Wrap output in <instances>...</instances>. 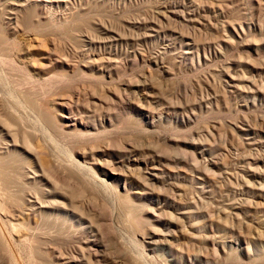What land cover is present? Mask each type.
<instances>
[{"label":"rangeland","instance_id":"374dc122","mask_svg":"<svg viewBox=\"0 0 264 264\" xmlns=\"http://www.w3.org/2000/svg\"><path fill=\"white\" fill-rule=\"evenodd\" d=\"M196 1L193 0L197 5L203 3L201 7L204 10L201 8V10L193 12L191 10L192 7L194 8L193 4H191L192 0H84V9L80 10V13L77 11L72 13V16L75 14L72 17V22L75 23V26L69 25V28H60L59 32L53 31L46 38L48 41L51 39V41L55 40L53 42L56 44L59 42L56 46L58 54L65 57L69 56L68 58L72 62L79 61L80 57V60L87 59L88 53L94 50V48H98L99 52L101 51L100 56L103 54L108 57L112 54H114L112 56L118 54V60L121 59L120 61L122 62L129 60L130 65L127 64L123 72L118 75L114 74L115 81L113 80V84L120 85L121 87H124V84L128 81L135 82L143 79V74H146L148 87L151 90V96L146 106L148 105L147 108H150L154 112L156 111V113L163 112L164 118L159 119L157 117L154 126H149L148 131H146L142 126L140 128V125H137L138 122L146 120L144 113L142 115L143 109L141 107L144 99H142V102H137V99L140 98L139 94L132 93V100L136 101V103L128 104L126 109L119 107V109L116 107L114 109L111 102L104 99L105 103H107H104L103 111L113 114L117 112L120 114L118 119L121 118L115 121L116 126L107 127L113 130L111 131L113 133H110L108 136L115 141V147L117 144L119 145H117V148L122 147L124 149V146H127L126 143H131V145L133 144V146L139 149L137 156L132 159L133 162L144 163L145 159L139 155V152L142 151L143 153L145 152L144 155H147L145 156L146 158L151 156L152 153L158 152L159 155L161 153L162 155L160 156L164 158L162 162L165 165H163L165 174L157 182L158 187L154 190L150 189L149 194L156 195L160 193L162 197H167V202H164L167 212L181 211L180 209L186 206L188 209H182L183 211H188L190 208L192 211L195 209L193 212L196 211L195 213L200 216L197 219V221L199 220L197 229L200 232L196 231L198 234L194 232L198 238H181L180 241H174L172 247L169 243H161L155 249V253L149 252V256L153 258V262L168 264L167 260L173 257L176 250L183 248L184 250L186 249L184 253L187 254L190 251L192 260H197L199 264H264V257H260V259H248L240 257V255L230 250L225 254L220 247V253L216 255L213 252L212 244L213 238L216 237L220 241L226 240L227 243L235 245L238 242H245L251 244L252 248L255 249L264 245V224H261V219H264V3L260 4L264 0H256V2L255 0H233L234 2L232 0ZM57 2L60 1L53 0L49 2L52 4V17H55L59 11L61 13L59 12L58 15H68L72 12L68 9L64 10V7H62L63 1L60 2L62 4ZM5 15L6 13L3 16ZM241 23H243L246 30V36L249 35L236 42H229L231 41V27L233 25L240 26ZM252 24L257 25V27L252 26ZM71 26L73 30L76 29V33L73 31L74 35L71 31ZM79 35L80 37H78ZM113 38L122 39L123 46H121V43L112 45ZM80 39L82 40L81 44ZM92 41H96V43H101L102 45L100 47L92 46L90 44ZM116 46H118L117 49ZM125 51H137L143 57L135 59L133 53L130 54L131 56H127ZM3 52L7 53L8 51L5 49ZM73 53H76V55ZM4 55L8 57L6 54ZM4 55L2 56L4 57ZM73 56L76 57L73 59ZM158 56L163 60L160 59V66L148 62L150 58ZM128 57L130 58L128 59ZM7 68L8 66L5 68L6 71L8 70L6 74L11 76L9 80L10 82L13 81L12 87H18V91L19 89L24 90L26 85L20 80L21 78L17 74L19 72H14L16 70L9 71ZM102 70L107 80H110L108 69ZM229 73L237 77L240 83L238 85L241 86L239 92H231L232 88L228 83ZM148 74L150 76H147ZM243 76H246V78ZM74 80V82L78 81L77 78ZM80 81L83 82L82 80ZM84 81L87 83H103L102 80L95 78H88ZM140 87L142 88V85ZM60 90L58 89L57 92H60ZM235 94L237 95L235 96ZM53 96V94H46L43 97L42 103H46ZM92 107L94 108V106L90 107L91 111L94 110ZM127 118H132L135 122ZM88 123L90 125L93 124L91 120ZM28 128L31 129L30 127ZM243 128L247 130L250 128L248 130L250 136L245 133ZM37 132L39 135L42 134L40 130ZM105 135L101 134L102 137H96L97 142L99 141L98 143L106 145ZM59 137L65 140H61ZM246 137L249 138L247 139ZM186 140L190 142H192L191 140L199 141L201 147L205 146L209 150L208 152H211V156L218 159L221 168L219 170H215V168L211 170L205 169V164H203L204 159L195 154L191 143ZM57 142L60 145H64L63 143H65V147L68 144V140L66 141V138L60 135L57 138ZM209 142L211 144H208ZM247 142H250L252 145L250 143L247 144ZM87 143L85 144L91 146L92 141ZM158 153L151 157H156ZM195 156L198 160L203 161L197 163L194 158ZM151 157L149 159H152ZM253 157H257V160L259 159L260 161L257 164L251 165L256 160ZM120 160L128 161L124 157L120 158ZM173 160H176V163ZM227 161L230 162L228 163ZM253 165L255 167L259 166L261 170L262 175L259 178L253 179L247 174V170L249 169L247 167H253ZM181 173L183 176L193 173L192 175L200 177L199 181H204H202L203 183H199L198 179H182L183 176L180 177ZM205 175L210 179H207ZM67 176L68 178L70 177L66 174ZM177 178L181 180L178 181ZM242 178L244 179L242 180ZM180 182L182 191L176 190L173 186L174 183L180 184ZM203 184L205 189L200 188ZM241 184L245 185L242 186ZM82 185V183H79V189L77 190L82 192V194L80 192H73L74 195L73 197L72 195L70 196L71 202L68 203V208H70L74 216H86L84 217V219L87 218L85 226H87L86 223L88 224L86 234L91 240L96 239L100 245V249L98 248L100 264H134V260H132L133 256H131V253L126 249L127 246L123 243L124 239L127 241L129 236V232L127 231L129 228V225H127L129 223L127 214H121L118 211L112 212L111 202H109L110 200L106 196L103 194L101 196L99 192L90 190L84 185L83 188ZM184 187L185 190H189L188 194H185ZM171 198H175V200L179 199L180 201L176 200L178 201L176 203H179V205L173 204L174 201ZM149 200L148 198H144L137 200V203L139 204L140 202V205H144L145 208L157 207L152 202H149ZM233 206H235L234 209ZM93 207L99 209L102 214L101 217L98 214H94ZM179 207L180 209H178ZM132 221L134 222L135 219ZM88 222L92 224L91 227H89L90 223ZM67 230L69 229L67 228ZM189 230L193 231L192 229ZM63 232L66 237H62V234H56V238L58 237L60 240L57 239L56 243L50 241L48 243L50 249L56 248L58 251L61 248L64 261L72 254L71 251L73 250V255L78 257V261L80 260L81 264H86V258L81 257V255L78 256L82 254L81 248L85 247V244L82 245L83 238L80 236L81 239L78 234H75L77 237H73L72 230V233L69 234L65 231ZM236 238H238V242H236ZM79 240H81V243ZM3 245H0V264L36 263L25 258V254H22L19 250L16 253H12L8 245ZM46 247L48 248V245ZM65 255L68 256L65 257ZM54 262H51V264L59 263L57 261Z\"/></svg>","mask_w":264,"mask_h":264},{"label":"bare ground","instance_id":"6f19581e","mask_svg":"<svg viewBox=\"0 0 264 264\" xmlns=\"http://www.w3.org/2000/svg\"><path fill=\"white\" fill-rule=\"evenodd\" d=\"M52 1L53 0H0V245H8L12 253H16L17 250H19L22 254H25V258L30 261H35L37 264H51V262L53 263L54 261L59 262L58 264H81V261H78L77 259L78 257L73 255V250L71 251L72 254L68 253L70 256L64 261L65 259L61 248L58 251L56 248L50 249L48 244L50 241L52 243L57 242L56 240L58 237L56 238V234H62V237H66V235L64 236L65 233L63 231L69 234L72 233V230V236L77 237L76 235L78 234L79 237L81 236L83 239L80 238L84 240L82 241V245L85 244V247L81 248L82 252L80 251L82 254H79L78 256L81 255V257L86 258V264H100V254L98 252L100 245L97 243L96 239L91 240L86 234V228L88 226L87 223V226H85L87 218L84 219V217L86 216H74L73 213H71L70 208H68V203L71 202L70 196L72 195L73 197V192H80L77 191L80 186H78V184L82 183L90 190L99 192L101 196H106L110 200L109 202H111V208L113 209L112 212L118 211L121 212V214H127L126 216H128L127 220L129 222L127 225H129L130 229L128 228L127 230L129 232L128 239L127 241L124 239L123 243H125L127 246V248L126 246L125 248L128 249L131 256H133L132 260H134V264H157L153 262V258L149 256V252H154L163 242L169 243L172 247L173 242L180 241L181 238H198L196 235L198 232L196 231L200 232V230L197 229L199 223V220L197 221V219H199L200 216L195 213L196 211L193 212L195 209L192 211L190 208V211H183L182 209H188L186 206H183L182 209L179 207L178 209L181 211L167 212L164 204V202H167V197H162L160 193L156 195L149 194V190L156 189L158 187L157 182L164 177L165 168L163 169L164 164L162 162L164 158L160 156L162 155L161 153L159 155L158 152H155L154 154L158 153V155L152 158L154 155L152 153V155L150 154L152 157L149 156L152 159H149V157H145L147 155H144L145 152L143 153L142 151L139 152V155L143 157L145 161L143 164H140L132 161L133 157H136L138 154L139 149H137L136 146L125 142L127 146H124V149H122V147L117 148L118 144L115 147V141L108 136L110 133H113L111 132L113 130L107 127L116 126L115 121H118L121 118L118 119L120 114L117 112L115 113L113 111V114L103 111V105L105 103L104 99L109 100L114 109L115 107L126 109L128 104L136 103V101L132 100V93L139 94L138 96L140 98L137 99V102H142V99H144L141 107L143 109L142 115L144 113L146 120L144 119V122H138L137 125H140V128L143 127L146 131H148L147 129L149 126H154L157 117L159 119L164 118L163 112L156 113V111L154 112L150 108H147L148 105L146 106L150 99L149 97L151 96V90L148 87L146 74H143V79H139L141 78L139 76V80L135 79L137 80L135 82H126L124 87L113 84L115 81L114 74L118 75L123 72L126 69L127 64L130 63L129 60H125L124 62L120 61L121 59L118 60V54L115 56H112L114 55L112 54L108 57L103 54L100 56L101 51L99 52L98 48H94V50L91 49V52H87V59L80 60V57L77 62H72L71 59L68 58L69 56L65 57L63 55V57L58 54L56 46L59 42L56 44L53 42L55 40L51 41L52 39L48 41L46 37L53 31L59 32L58 30H60V28L74 25L75 23L72 22V17L75 14L72 16V13L84 9V0H58L64 2L62 5L64 10L68 9L72 12H69L70 14L68 15H58L59 11L55 17L51 16L52 4L49 2ZM261 3L264 2H260V4ZM191 4L194 6V8L192 7L191 9L193 12H197L203 8L201 7L203 3L197 5L192 0ZM3 12L6 13L5 16H3ZM74 26L73 28L75 29ZM252 26L257 27L255 24H252ZM80 28L82 27L80 26ZM75 30H71L73 35ZM245 31L243 23H241L240 26L233 25L230 29L231 41H229V38L228 41L236 42L239 39H244L249 35L246 36ZM74 37L77 38L76 36ZM78 37H80V35ZM124 38L127 39L126 37ZM81 41L82 40L80 39V44ZM112 42V45L121 43V46H123L122 39L113 38ZM127 42L129 43V41ZM90 44L96 47L102 45L101 43H96V41H92ZM117 47L118 46H116V49ZM5 49L8 51L7 53L3 52ZM122 50L123 49H121V51ZM76 53L78 52L76 51ZM76 53L73 54L76 55ZM125 53L127 56H131L130 54L133 53L135 59L143 57L141 56L142 54H139L137 51H125ZM4 54L8 57H5ZM2 55H4L5 58ZM74 57L76 56H73V59ZM129 58L130 57H128V59ZM160 59L159 56L155 58L152 57L148 62L160 66ZM6 66H8L7 69H9V71L16 70L14 72H19L17 74H19L21 78L20 80L23 81L22 83H25L26 89H19L18 91V87H12L13 81L10 82L9 79L11 76L6 74L8 71L5 70ZM102 69H108L110 80H107ZM147 76L150 75L148 74ZM75 77L78 79L77 82H74V79H76ZM243 77L246 78V76ZM88 78L102 80L103 83H87L84 80ZM228 83L232 88V93L239 92L241 86L238 85L239 81L237 80V77L230 74L228 76ZM140 85H142V88ZM58 89H61L60 92H57ZM249 90L252 92L251 89ZM46 94H53L54 96L49 101H46V103H42V100L44 99L43 97ZM131 94L132 98L130 97ZM236 95L237 94H235V96ZM92 105L94 106V108L92 107L94 109L93 111L90 109ZM127 119L135 122L132 118ZM89 120L93 122L92 125L88 123ZM38 130L42 131V134L39 135L37 132ZM243 130L249 135L246 128H243ZM101 134H107L105 135L106 145L98 143L99 141L97 142V138H99L98 136L102 137ZM59 135L65 137L66 141L68 140L66 147L65 143H63L64 145L61 144V146L57 142ZM246 138L248 139L249 137ZM61 140L65 139L61 138ZM90 141H92L91 146L86 145L88 144L87 142ZM191 141L192 142H187L191 143L195 154H198L200 158L202 157L201 159H204L203 164H205V169L211 170L215 168V170H219L221 168L218 159L212 157L211 152L209 153V150L205 148V146L201 147L198 140V142L195 140ZM204 143L207 144L205 141ZM249 143L247 142V144ZM208 144L211 143L209 142ZM250 145L252 144L250 143ZM122 157H124V159L127 158L128 161H121L120 158ZM194 158L197 163L203 161L198 160L196 156ZM166 159L168 160V158ZM254 159L256 160L252 162L251 165L257 164L260 161L259 159L257 160V157ZM169 161L171 160L169 159ZM175 161L174 163H176ZM177 165L179 166V164ZM247 168H249L247 170L248 176L253 179L259 178L260 175H262L259 166L255 167L253 165V167L249 166ZM66 174L70 177H66ZM190 175L183 176L181 173L180 177L183 176L182 179H198L199 183L204 181H199L200 177L198 176L192 175L190 177ZM206 178L208 179L209 177L206 176ZM243 179L244 178H242V180ZM177 180L179 181L181 179L177 178ZM173 186L176 190L182 191L181 182L180 184L174 183ZM246 186L248 187L247 184ZM201 187L205 189L204 184L200 186V188ZM173 191L176 193L175 190ZM188 192L189 190H185V194H188ZM80 193L82 194V192ZM144 198L150 199L149 202H152L157 207L152 206L145 208L144 205H140V202L139 204L137 203V200H142ZM176 200L180 201L179 199ZM176 200L175 198L173 199V204L179 205V203H176L178 202ZM195 200H193V202H195ZM234 207L235 206H233V209ZM92 210L94 214H98V216L101 217L102 214L97 207H93ZM74 214L76 213L74 212ZM78 215L80 214L78 213ZM134 219L135 221L133 222L132 220ZM92 223L94 222L92 221ZM261 224H264L263 218L261 219ZM91 225L92 224L90 223L89 227H91ZM67 228L69 230H67ZM189 229H192L193 231H190ZM194 232H196V234ZM199 236L201 237V235ZM236 239V242H238V238ZM58 240H60V238ZM80 241L81 240H79V242ZM212 242L213 252L214 254L216 253V255H219L220 247L225 254L230 250L231 252L240 255V257L242 256L248 259H260V257H264V245L260 246L261 249L258 247L255 249L252 248L251 244L245 242H238V244L235 245L227 243L226 240L220 241L216 237L213 238ZM47 245L48 248L46 247ZM185 250L183 248L176 250V253H174L171 259L167 260V263L199 264L197 260H192V257L190 256L192 254H190V251L186 254L184 253ZM67 256L65 255V257Z\"/></svg>","mask_w":264,"mask_h":264}]
</instances>
